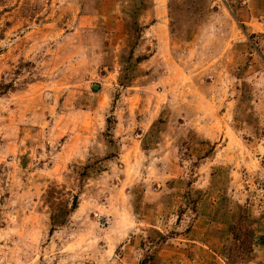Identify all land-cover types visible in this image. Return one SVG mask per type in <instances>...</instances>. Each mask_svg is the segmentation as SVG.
<instances>
[{
    "label": "rangeland",
    "instance_id": "374dc122",
    "mask_svg": "<svg viewBox=\"0 0 264 264\" xmlns=\"http://www.w3.org/2000/svg\"><path fill=\"white\" fill-rule=\"evenodd\" d=\"M152 1L0 0V264H264V0Z\"/></svg>",
    "mask_w": 264,
    "mask_h": 264
},
{
    "label": "crops",
    "instance_id": "0c3cea01",
    "mask_svg": "<svg viewBox=\"0 0 264 264\" xmlns=\"http://www.w3.org/2000/svg\"><path fill=\"white\" fill-rule=\"evenodd\" d=\"M152 3H153V6H152L153 12L155 14H157L156 11H157V7H158V0H153Z\"/></svg>",
    "mask_w": 264,
    "mask_h": 264
}]
</instances>
